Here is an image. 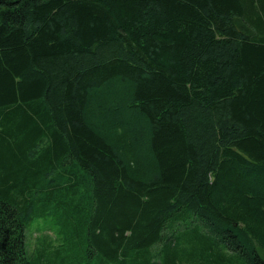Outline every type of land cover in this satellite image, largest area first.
I'll use <instances>...</instances> for the list:
<instances>
[{
  "label": "trees",
  "instance_id": "trees-1",
  "mask_svg": "<svg viewBox=\"0 0 264 264\" xmlns=\"http://www.w3.org/2000/svg\"><path fill=\"white\" fill-rule=\"evenodd\" d=\"M0 264H264V0H0Z\"/></svg>",
  "mask_w": 264,
  "mask_h": 264
},
{
  "label": "rangeland",
  "instance_id": "rangeland-1",
  "mask_svg": "<svg viewBox=\"0 0 264 264\" xmlns=\"http://www.w3.org/2000/svg\"><path fill=\"white\" fill-rule=\"evenodd\" d=\"M177 228V227H175ZM50 230V231H49ZM51 230H55L53 223L50 219H36L27 229V246L29 251L35 252L37 250L39 242L45 241L46 239H55ZM53 241V240H52ZM55 246L58 243H53ZM159 249V248H158ZM155 251L158 252L159 250ZM155 252V253H156ZM154 253V254H155Z\"/></svg>",
  "mask_w": 264,
  "mask_h": 264
}]
</instances>
